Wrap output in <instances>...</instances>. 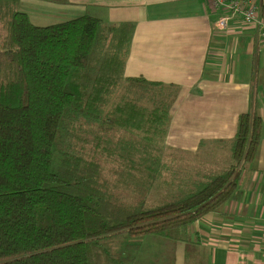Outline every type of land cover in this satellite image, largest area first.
Returning a JSON list of instances; mask_svg holds the SVG:
<instances>
[{
    "label": "trees",
    "instance_id": "1",
    "mask_svg": "<svg viewBox=\"0 0 264 264\" xmlns=\"http://www.w3.org/2000/svg\"><path fill=\"white\" fill-rule=\"evenodd\" d=\"M0 24V264H175L177 242L201 264L190 229L235 197L262 137L255 107L231 139L176 149L177 85L124 76L134 23L37 26L0 0Z\"/></svg>",
    "mask_w": 264,
    "mask_h": 264
},
{
    "label": "crops",
    "instance_id": "2",
    "mask_svg": "<svg viewBox=\"0 0 264 264\" xmlns=\"http://www.w3.org/2000/svg\"><path fill=\"white\" fill-rule=\"evenodd\" d=\"M254 1L262 10L264 0ZM18 10L37 26L83 15L134 23L124 76L179 88L165 139L170 147L191 152L202 140H229L238 116L255 107L262 137L235 197L190 230L198 233L201 264H264V43L256 29L210 0H18ZM221 16L229 18L227 30L211 24ZM190 245L176 243L175 264H184Z\"/></svg>",
    "mask_w": 264,
    "mask_h": 264
},
{
    "label": "built area",
    "instance_id": "3",
    "mask_svg": "<svg viewBox=\"0 0 264 264\" xmlns=\"http://www.w3.org/2000/svg\"><path fill=\"white\" fill-rule=\"evenodd\" d=\"M215 9L225 8L231 14L240 18L242 26L256 29L258 40L264 43V19L261 15L260 5L254 0H210ZM217 30H227L230 26L229 18L221 16L212 21Z\"/></svg>",
    "mask_w": 264,
    "mask_h": 264
},
{
    "label": "rangeland",
    "instance_id": "4",
    "mask_svg": "<svg viewBox=\"0 0 264 264\" xmlns=\"http://www.w3.org/2000/svg\"><path fill=\"white\" fill-rule=\"evenodd\" d=\"M2 27H4V26L2 24H0V33L3 32V28ZM224 148L225 149L219 150V153L221 154V156L218 155V154L217 155L215 154V156H216L215 159L217 158V160H219L218 164H216V167L221 166L223 164L224 160L227 159V156H228V151L226 150L227 147H224ZM201 157H204V154H201L200 156H193V155L184 156L183 157V161H182L180 166L181 167L196 168L199 165ZM186 158H189V159H186ZM221 160H223V162ZM161 253H164V252L161 251V248H160V253H158V258H160V254ZM147 255H149V250L148 249L146 250V248H143L142 249V259L145 258V256L147 258Z\"/></svg>",
    "mask_w": 264,
    "mask_h": 264
}]
</instances>
